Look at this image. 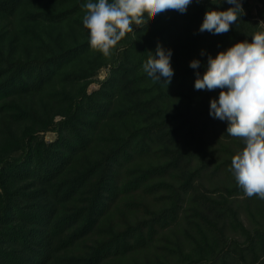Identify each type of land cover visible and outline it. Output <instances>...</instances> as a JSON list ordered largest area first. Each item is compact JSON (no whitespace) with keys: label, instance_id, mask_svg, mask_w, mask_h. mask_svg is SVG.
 Returning <instances> with one entry per match:
<instances>
[{"label":"trees","instance_id":"obj_1","mask_svg":"<svg viewBox=\"0 0 264 264\" xmlns=\"http://www.w3.org/2000/svg\"><path fill=\"white\" fill-rule=\"evenodd\" d=\"M87 2L0 0V264H264V200L230 171L243 139L209 115L220 89L194 87L209 55L264 31V0L219 35L199 31L205 12L232 5L193 0L110 57ZM158 44L167 85L143 71Z\"/></svg>","mask_w":264,"mask_h":264},{"label":"clouds","instance_id":"obj_2","mask_svg":"<svg viewBox=\"0 0 264 264\" xmlns=\"http://www.w3.org/2000/svg\"><path fill=\"white\" fill-rule=\"evenodd\" d=\"M197 3L201 0H196ZM232 7L226 11L208 10L200 25V32L225 34L244 14L242 0H226ZM193 0H89L83 26L89 30V44L105 57L126 34L136 27H145L161 13L174 10L185 13ZM203 54V53H202ZM172 51L157 45L155 55L148 53L143 71L154 82L161 77L167 85L174 75ZM196 69L199 60L189 65ZM196 90L220 89L218 99L210 101L209 115L227 121L226 132L242 138L245 147L232 157L230 171L244 194L264 200V31L256 32L251 42L235 43L226 51L208 56L207 68L201 77L196 74Z\"/></svg>","mask_w":264,"mask_h":264},{"label":"rangeland","instance_id":"obj_3","mask_svg":"<svg viewBox=\"0 0 264 264\" xmlns=\"http://www.w3.org/2000/svg\"><path fill=\"white\" fill-rule=\"evenodd\" d=\"M248 1L250 3L251 8H252L253 14L257 15L258 9L262 6L261 0H248ZM108 74H109V69H107V68L102 69V71L100 72L98 80L99 81L105 80L106 77L108 76ZM96 88H98V85L97 84H93L90 87V90L92 91V90H94ZM54 138H55V134H53V133H48L47 134V140H53Z\"/></svg>","mask_w":264,"mask_h":264}]
</instances>
